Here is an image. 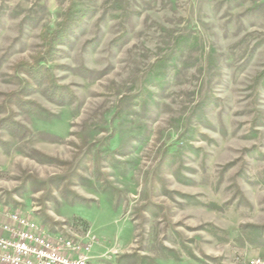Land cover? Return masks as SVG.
Wrapping results in <instances>:
<instances>
[{
  "label": "rangeland",
  "instance_id": "374dc122",
  "mask_svg": "<svg viewBox=\"0 0 264 264\" xmlns=\"http://www.w3.org/2000/svg\"><path fill=\"white\" fill-rule=\"evenodd\" d=\"M6 210L95 264L264 257V0H0Z\"/></svg>",
  "mask_w": 264,
  "mask_h": 264
},
{
  "label": "built area",
  "instance_id": "2783aa9c",
  "mask_svg": "<svg viewBox=\"0 0 264 264\" xmlns=\"http://www.w3.org/2000/svg\"><path fill=\"white\" fill-rule=\"evenodd\" d=\"M95 242L90 232L63 234L18 211L0 214V264H95L90 255ZM247 264H264V257Z\"/></svg>",
  "mask_w": 264,
  "mask_h": 264
},
{
  "label": "trees",
  "instance_id": "16d2710c",
  "mask_svg": "<svg viewBox=\"0 0 264 264\" xmlns=\"http://www.w3.org/2000/svg\"><path fill=\"white\" fill-rule=\"evenodd\" d=\"M50 40H51V43H49V45H51L52 43H54V42H56V40L58 39L57 38V33H53L51 36H50ZM44 69L45 70H48L47 68H46V66H47V64H46V62L44 63ZM43 224H45V223H43ZM46 225V224H45ZM50 228V227H49ZM51 229V228H50Z\"/></svg>",
  "mask_w": 264,
  "mask_h": 264
}]
</instances>
